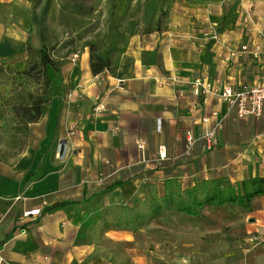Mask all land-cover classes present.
Instances as JSON below:
<instances>
[{
  "label": "crops",
  "instance_id": "1",
  "mask_svg": "<svg viewBox=\"0 0 264 264\" xmlns=\"http://www.w3.org/2000/svg\"><path fill=\"white\" fill-rule=\"evenodd\" d=\"M18 3L24 14L12 12ZM231 3L236 8L228 15L224 6ZM28 8V0H0V60L24 58L15 24L27 19ZM169 16L163 31L129 39L114 76L92 75L85 49L80 62L63 73L68 90L58 113L53 99L31 127L39 154L31 149L10 164L0 161V264H128L131 243L139 246L146 232L130 228V210L149 194L161 199L170 189L167 182L184 191L216 179L233 185L264 177V101L259 115L239 118L216 93L192 89L195 79L216 89L264 79V54L228 58L241 45L260 41L264 0H177ZM214 23L217 39L202 37ZM216 124L209 150L204 130ZM63 200L79 202L44 211ZM226 205L238 209L239 217L220 219L214 228L215 219L205 213ZM238 206H204L199 216L184 214L192 227H200L199 236L233 235L240 241L209 264H264V241L257 240L264 237V195ZM178 213L161 210L153 221L165 225L163 219L172 222ZM153 232L156 248L161 230ZM133 259L149 264L137 252ZM173 260L170 264H178L177 255Z\"/></svg>",
  "mask_w": 264,
  "mask_h": 264
},
{
  "label": "rangeland",
  "instance_id": "2",
  "mask_svg": "<svg viewBox=\"0 0 264 264\" xmlns=\"http://www.w3.org/2000/svg\"><path fill=\"white\" fill-rule=\"evenodd\" d=\"M127 1L128 0H114L113 7L111 0H84L85 6L90 4L93 5L94 12L91 14L90 18H85L84 20L90 22L84 26L86 30L84 37L76 43L77 49L75 48V50L77 51L72 50V46H69L70 44L64 45L71 37L76 36L75 32L73 34L70 33L72 28L67 29V24L72 21L71 16L69 17L63 14L58 6L54 5L51 7L46 23L51 44H56V47L51 50V53L54 58L59 59L60 63H62L60 67L62 76L63 73L70 70L69 67L73 68V66L78 64L82 52L85 51V49L88 50L87 47H81L80 44L86 40L102 37L107 33V28H109L108 30L116 29L119 32V36L115 41L118 47H122L126 32L128 31L136 32L138 35H145L147 34L146 32H151L156 28H162L161 31L168 28L170 25L169 15H171L172 8L177 0ZM20 3L17 4L16 10H12L13 13L16 11L18 14H24L25 8H22ZM28 5L29 11L27 19L21 17L15 24L18 30L21 31L19 41L23 43L24 58L22 60L20 59L18 62L0 60V161L5 164L15 162V160H18L25 152H29L31 149H33L36 154H39L38 152L40 151L37 147L39 137L31 128L33 123H29L27 128L24 129L23 124L15 121V119H17L15 118V110H19L20 104H23L25 99L27 100L28 91H33L35 87H39V82L36 84L35 81L30 78L37 77L34 74L35 72L33 73L34 76L24 75V71L31 68L34 63V59L27 53V42H29L32 47V53L33 50L39 46L35 26L31 21L30 10L32 0H28ZM67 5L71 7L75 6V4L69 5L68 3ZM224 7L228 15H231L235 11L236 5L235 3H231ZM110 12H113V14L111 15ZM230 20L231 23L234 24L236 19ZM216 30L218 31L217 26ZM204 34L202 37H205ZM102 42L106 45L108 44L105 38ZM75 54L77 55L76 58L74 57ZM120 56L118 57L120 58ZM205 119L206 118H203V121L208 120V118ZM213 126L210 125L205 129L204 134L205 132H210L209 130H211ZM217 126L216 124L213 127V136L215 139ZM235 185L236 183H234V186ZM157 198L156 196V199ZM154 199L155 195L149 194L143 201L140 200L141 202L135 204V208L130 210V228L133 229L135 226V228L144 229L146 232L138 238V240H140L138 243L139 246L134 247V244L131 243V255L128 264H139L138 260L135 261L133 259L136 252L137 254L145 256V259L149 260V264H170L171 261H174L173 258L176 255L178 264H209V262L206 261L219 260L222 252L229 247L233 249L238 247L240 241L235 239L233 235L225 236V238L224 236L220 238L216 234L199 236L200 227H192L191 224L193 221L184 219V213H178L177 218H174L172 222L163 219L162 223H166L167 225H160L158 222L155 225L153 218L157 214L156 211L159 208V204L156 203ZM236 207L238 208L239 206L236 205ZM237 210H234L233 206L227 207L226 205L215 208V211L206 212L205 215L211 218L210 220L215 219L214 224H211V226L215 228L218 226L219 221H221L220 219L227 221L239 217ZM174 215H176V213H174ZM241 216L242 215H240V217ZM201 220L206 219L201 217ZM142 223H144L143 228L142 226H138ZM154 229L161 230V235H156V242L159 243L156 248L154 247ZM165 229H167V233L164 232ZM175 229H179V234H170V231L173 232ZM213 230L214 229L211 231ZM253 234H250L251 237ZM136 236L137 234H134L135 240H137ZM144 237L146 239V244L142 243ZM263 238L264 237H259L257 240ZM217 256L219 257L217 258Z\"/></svg>",
  "mask_w": 264,
  "mask_h": 264
},
{
  "label": "trees",
  "instance_id": "3",
  "mask_svg": "<svg viewBox=\"0 0 264 264\" xmlns=\"http://www.w3.org/2000/svg\"><path fill=\"white\" fill-rule=\"evenodd\" d=\"M111 2L114 7V0H111ZM127 2H129V0ZM67 3L69 5L75 4V6H68ZM54 5L58 6L63 14L69 17L71 16L72 21L67 24V29L72 28L70 33L73 34L75 32L76 36L71 37L64 45L70 44L69 46H72L71 49L74 51H77L75 50V48L77 49L76 43H78L86 33L84 26L90 22L84 21L85 18H90L91 14L94 12L93 5L90 4L85 6L84 0H32L30 10L31 21L35 26L39 46L34 49L32 53V47L30 43L27 42V53L34 59V63L31 68L24 71V75L34 76L33 73L35 72L34 74L37 77L30 78H32L36 84L39 82V87H35L33 91H28L27 100L25 99L24 103L20 104L19 110H15V118H17L15 121L23 124L24 129L27 128L29 123H35L45 115L48 105L53 99L56 100L55 113H58L60 102L65 98V94L68 90V85L63 82V76L60 72L62 63H60L59 59L54 58L51 53V50L56 47V44H51L46 23L48 13ZM110 14L112 15L113 12H110ZM108 29L109 28H107V33L102 37L86 40L80 44L81 47L88 48L89 68L94 76L105 72L114 76L118 68V56L125 52L129 39L136 34V32H126L122 47H118L115 41L119 36V32L116 29ZM153 30L161 32L162 28ZM153 30L151 32H153ZM146 33L148 34L150 31ZM104 38L108 41L107 45L102 42ZM38 170L39 167H37L34 176L37 175ZM167 184L170 186V189L161 196V199H154V201L159 204V208L156 211L157 214H159L161 210L174 209L177 212L187 215L199 216L200 210L204 206L230 204L248 207L253 197L264 195V177L260 176L242 180L237 182L235 186L226 181L216 179L212 180L208 186L205 185V187L201 189H189L184 191L176 187L175 183L171 185L170 182H167ZM113 187L114 186L111 185L103 188H105V191ZM97 195L98 193H96L94 197H98ZM78 202L79 201L75 200L55 202L46 207L44 211H54L68 204Z\"/></svg>",
  "mask_w": 264,
  "mask_h": 264
},
{
  "label": "built area",
  "instance_id": "4",
  "mask_svg": "<svg viewBox=\"0 0 264 264\" xmlns=\"http://www.w3.org/2000/svg\"><path fill=\"white\" fill-rule=\"evenodd\" d=\"M217 24H212L208 31L204 34L205 37L211 39H217L218 31L216 30ZM261 39L258 43H252L250 45L243 44L238 49L230 51L228 54L229 60L232 58H237L242 53L248 52L253 57L257 58L264 54V29H262ZM76 58L77 55L75 54ZM75 60V59H72ZM192 89L195 94H199L200 90L204 92L212 91L216 93L218 98H220L229 109L235 111L237 117L244 118L249 116H257L260 114L262 103L264 101V79L256 85H246L238 83L228 84L220 89L213 88L209 82L204 79H195L192 83ZM206 120V119H205ZM215 126V125H214ZM213 126V127H214ZM213 127H211L210 132H205L203 137L206 141V148L212 149L216 143V139L213 136ZM188 145H192L193 139L190 132H186ZM139 147H141L139 145ZM165 157V152L163 148L159 149V159ZM32 211H28L26 214H30ZM264 241V238L262 239Z\"/></svg>",
  "mask_w": 264,
  "mask_h": 264
},
{
  "label": "water",
  "instance_id": "5",
  "mask_svg": "<svg viewBox=\"0 0 264 264\" xmlns=\"http://www.w3.org/2000/svg\"><path fill=\"white\" fill-rule=\"evenodd\" d=\"M64 144H65L64 140L59 142V151H58L59 155H62V153H63Z\"/></svg>",
  "mask_w": 264,
  "mask_h": 264
}]
</instances>
